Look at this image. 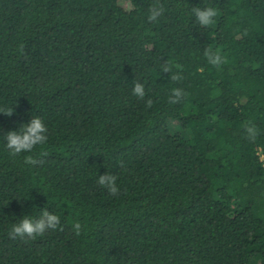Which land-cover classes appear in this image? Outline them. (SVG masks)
Masks as SVG:
<instances>
[{"label":"trees","instance_id":"16d2710c","mask_svg":"<svg viewBox=\"0 0 264 264\" xmlns=\"http://www.w3.org/2000/svg\"><path fill=\"white\" fill-rule=\"evenodd\" d=\"M207 6L218 15L201 27L191 9ZM0 108H13L0 113V264H264V0H0ZM33 116L48 140L11 156L6 134ZM43 209L63 231L9 237Z\"/></svg>","mask_w":264,"mask_h":264},{"label":"clouds","instance_id":"9594fccd","mask_svg":"<svg viewBox=\"0 0 264 264\" xmlns=\"http://www.w3.org/2000/svg\"><path fill=\"white\" fill-rule=\"evenodd\" d=\"M149 15L147 17L149 22H156L163 14L164 7L159 3L151 5L148 9ZM192 14L195 17L196 22L201 27H207L214 23V18L218 15L216 8L207 7H193L191 9ZM23 55L24 45L21 44L18 49ZM205 56L208 63L214 67L219 68L221 65L227 63V59L221 54L219 49L213 50L212 48H207L205 50ZM173 67L178 71L173 72ZM161 71L164 73H171V80L180 81L183 79L182 67L180 65H173L168 61H165L161 65ZM132 94L138 98V100H145L146 92L143 83L136 81L134 82V87L132 89ZM186 97V93L181 88H173L168 97V103L175 105L180 103ZM147 108L153 106V100L147 99L145 101ZM0 113L11 117L13 115V108H0ZM244 130L247 135V139L255 143L257 136L259 135V130L255 124L246 123L244 125ZM48 128L46 127L44 121L39 116H33L32 119L20 126L19 131H9L6 136V147L10 152V155L15 157L24 152H32V150L37 145H44L48 140ZM261 160H264V156H260ZM24 163L29 165H37L42 163L35 159L33 156L28 155L24 158ZM123 162L121 161V167H123ZM117 177L110 173H105L104 175H99L97 183L103 188L107 189L110 195L116 196L120 194V189L116 183ZM60 216L43 209L40 212L38 218H33L32 216L25 215L18 222L11 225L8 235L11 239H16L17 237L23 239L25 237L35 240L37 236H43L48 230L63 231ZM72 229L76 236L81 235L82 226L79 222H75L72 225Z\"/></svg>","mask_w":264,"mask_h":264},{"label":"rangeland","instance_id":"374dc122","mask_svg":"<svg viewBox=\"0 0 264 264\" xmlns=\"http://www.w3.org/2000/svg\"><path fill=\"white\" fill-rule=\"evenodd\" d=\"M169 130L172 134L180 133L185 138L191 137L190 131L185 130L182 127L181 122L176 119H169Z\"/></svg>","mask_w":264,"mask_h":264}]
</instances>
